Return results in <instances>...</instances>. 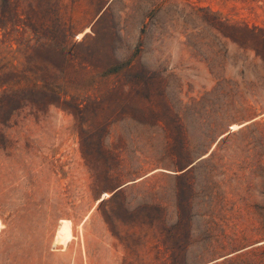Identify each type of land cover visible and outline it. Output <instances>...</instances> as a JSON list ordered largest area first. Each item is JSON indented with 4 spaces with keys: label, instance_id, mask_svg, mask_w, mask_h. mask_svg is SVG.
Returning a JSON list of instances; mask_svg holds the SVG:
<instances>
[{
    "label": "rangeland",
    "instance_id": "rangeland-1",
    "mask_svg": "<svg viewBox=\"0 0 264 264\" xmlns=\"http://www.w3.org/2000/svg\"><path fill=\"white\" fill-rule=\"evenodd\" d=\"M0 18V264H264V0Z\"/></svg>",
    "mask_w": 264,
    "mask_h": 264
},
{
    "label": "trees",
    "instance_id": "trees-1",
    "mask_svg": "<svg viewBox=\"0 0 264 264\" xmlns=\"http://www.w3.org/2000/svg\"><path fill=\"white\" fill-rule=\"evenodd\" d=\"M13 25V29L12 31L14 32H18V30H16V24H12ZM6 27V28H4ZM7 30L9 29V23H5L2 22L1 18H0V32L2 30ZM2 40L0 39V87L3 86V82H4V77L9 74V73H16L20 70V64L16 65L15 63L17 62V55L18 54V51L17 50H12L11 47H7V48H2ZM18 77V76H17ZM26 80H28V78H24ZM23 80H18L16 81V78L15 79H11L9 80V82H7L9 85L10 84H14V83H20L22 82ZM40 80H36V84L39 82ZM44 81V86L41 87L43 90H48L47 89V84H46V81ZM35 88H39L38 86H36Z\"/></svg>",
    "mask_w": 264,
    "mask_h": 264
},
{
    "label": "water",
    "instance_id": "water-1",
    "mask_svg": "<svg viewBox=\"0 0 264 264\" xmlns=\"http://www.w3.org/2000/svg\"><path fill=\"white\" fill-rule=\"evenodd\" d=\"M232 130V129H231Z\"/></svg>",
    "mask_w": 264,
    "mask_h": 264
}]
</instances>
